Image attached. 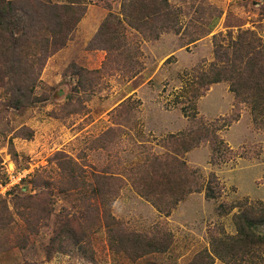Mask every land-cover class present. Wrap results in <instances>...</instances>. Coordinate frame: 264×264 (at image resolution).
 I'll return each instance as SVG.
<instances>
[{
	"label": "rangeland",
	"instance_id": "1",
	"mask_svg": "<svg viewBox=\"0 0 264 264\" xmlns=\"http://www.w3.org/2000/svg\"><path fill=\"white\" fill-rule=\"evenodd\" d=\"M166 1L155 17L129 15L125 0H81L37 101L9 108L0 90V264H226L211 243L236 236V214L264 207V102L214 82L264 44V0ZM105 22L108 44L95 40ZM57 153L72 166L60 168ZM13 170L27 177L2 193ZM170 173L182 192L157 207Z\"/></svg>",
	"mask_w": 264,
	"mask_h": 264
},
{
	"label": "trees",
	"instance_id": "2",
	"mask_svg": "<svg viewBox=\"0 0 264 264\" xmlns=\"http://www.w3.org/2000/svg\"><path fill=\"white\" fill-rule=\"evenodd\" d=\"M125 1L129 15L138 13L137 10L149 9L148 11H156L155 17L158 14L163 17L167 13L165 9L169 8L166 0ZM84 10L86 9L81 0H65V4L61 5L54 4L51 0H0V90L8 96L9 108L19 110L30 107L37 101L34 93L47 58L66 47L67 41L84 15ZM138 18L140 17L136 20ZM113 33L114 30L105 22L97 32L95 40L108 44L115 40ZM252 45L243 58L237 55L240 60L235 59L237 61H234L230 71L225 68L215 71L218 78L214 82L218 83L221 79L231 80V91H243V94H235L237 97L243 95L246 96V101L253 97L264 102V44L261 48L256 44ZM100 50L110 52V47H102ZM234 74L237 79L233 77ZM23 134L20 138L32 139V131L26 130ZM207 141L212 144L213 151L218 153L221 144L217 138L212 136ZM55 156L59 158L60 168L66 164L69 168L72 166L69 165L72 164L70 158L61 153ZM72 173V183L77 184L80 181L78 184H83L77 174ZM159 178L163 181L161 185L166 187L168 181L169 186L167 184L165 189L155 193L157 207L160 205L161 196L169 198L172 195L177 198L183 188L178 181L172 180L179 178L172 173L165 174L164 179L160 176ZM216 181V177L211 174L205 187L207 199H216L219 192ZM88 186L94 193L95 189L90 184ZM105 196L106 200L113 196L111 189ZM175 198L171 202L173 206L177 204ZM234 224L236 236L211 243L212 256L226 264H264V234L258 232L259 228L264 227V207L257 205L241 211L234 216Z\"/></svg>",
	"mask_w": 264,
	"mask_h": 264
},
{
	"label": "built area",
	"instance_id": "3",
	"mask_svg": "<svg viewBox=\"0 0 264 264\" xmlns=\"http://www.w3.org/2000/svg\"><path fill=\"white\" fill-rule=\"evenodd\" d=\"M28 172L25 170L21 171H12L9 173L6 184L4 186H1L2 193H7L12 190L14 186H16L18 183L25 181V178L27 177Z\"/></svg>",
	"mask_w": 264,
	"mask_h": 264
}]
</instances>
